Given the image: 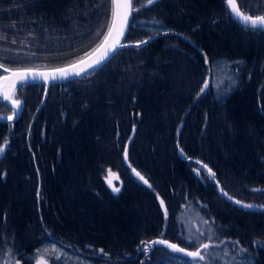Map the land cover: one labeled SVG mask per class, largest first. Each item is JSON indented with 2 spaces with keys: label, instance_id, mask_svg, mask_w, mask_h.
<instances>
[{
  "label": "trees",
  "instance_id": "16d2710c",
  "mask_svg": "<svg viewBox=\"0 0 264 264\" xmlns=\"http://www.w3.org/2000/svg\"><path fill=\"white\" fill-rule=\"evenodd\" d=\"M139 2L132 0L137 11L122 43L154 36L147 43L119 48L46 91L42 84L16 89L21 115L0 122V144L8 140L0 156V264H35L43 244L83 264H157L173 254L150 245L145 254L141 241L159 237L195 250L179 220L188 207L211 242L225 241L229 255L245 260L235 264H264V245L254 243L264 241V211L240 207L216 188L264 205V29L230 19L222 0L218 7L214 0ZM242 10L264 15V0ZM110 17L111 0H0V45L18 50L0 49V63L72 62L99 43ZM9 110L0 102V113ZM107 169L116 172L118 192ZM54 256L45 258L65 264Z\"/></svg>",
  "mask_w": 264,
  "mask_h": 264
},
{
  "label": "snow or ice",
  "instance_id": "6c2138e0",
  "mask_svg": "<svg viewBox=\"0 0 264 264\" xmlns=\"http://www.w3.org/2000/svg\"><path fill=\"white\" fill-rule=\"evenodd\" d=\"M155 0H147V5H151ZM223 4L226 5L224 11L225 14L229 16L230 19H235L246 29L251 28L253 30L264 29V15H253L249 14L242 10L246 6V0H222ZM137 11L132 6V0H111V20L107 23V31L103 33L102 38L101 33L97 32L96 38L99 39V43L92 48L91 51L85 53L83 57H80L77 61L60 68H55L50 71H37L34 69H9L3 63H0V69H3L5 73H8L6 76H0V96H2L4 101H7L11 104V110L13 115L7 117L9 121L13 120L14 116L20 111L22 107V102L19 99H14L16 95V88L24 87L29 80L43 79L45 84L49 81H55L57 79H68L72 76H80L82 73L87 72L89 69L100 66L105 60L109 59L119 48L124 47L121 43L122 37L125 36L126 26L129 23V18L132 12ZM15 43V41H13ZM147 41H139L136 46L145 44ZM207 61V57H205ZM208 87V81L205 80L204 87L200 89V92L203 93ZM8 144L7 138L4 139L3 144H0V154L4 153L6 150V145ZM124 159H128V148L127 145L124 146ZM200 163V161H197ZM202 168L207 169L208 175L211 178H215V173L212 172L210 168H207V165H201ZM133 173L138 177L139 180L143 181L145 184H148V181L145 179L140 172L135 168L132 169ZM199 175V171L197 170ZM109 177L115 178V174L109 170ZM106 182L109 187H112L113 192H118L120 189L112 186V179L106 178ZM151 187V185H149ZM227 195V193H223ZM159 198V197H158ZM229 199H232L229 197ZM236 204H241V201H235ZM160 205L164 207V201H160ZM244 208H252L254 205L243 204ZM165 217H167V212H165ZM204 223H208L204 221ZM211 231V229H210ZM163 235V233L161 234ZM203 235V233H201ZM198 239V237H197ZM211 240V236H209ZM190 246L195 247L194 251H188L186 248L179 247L175 243H170L167 240L157 239L151 242L141 241V244L144 245L142 251L146 254L149 251V244L153 247L157 244L164 245L167 248L171 249L173 252L182 253L184 256L190 257V264H196L197 261H204V253H210V250L214 247H219V245H212L209 243H200L198 246L191 243V238H189ZM226 243L225 241H220V244ZM238 244L239 242H234ZM254 243L264 245V241H254ZM241 252L245 251L244 249L240 250ZM40 255L36 259V264H47L46 259L44 258L47 254L58 253V250L53 249H40L38 250ZM103 252V250H101ZM227 255V253H225ZM56 258L59 259V254L56 255ZM15 264H20V261L17 260Z\"/></svg>",
  "mask_w": 264,
  "mask_h": 264
},
{
  "label": "rangeland",
  "instance_id": "374dc122",
  "mask_svg": "<svg viewBox=\"0 0 264 264\" xmlns=\"http://www.w3.org/2000/svg\"><path fill=\"white\" fill-rule=\"evenodd\" d=\"M140 3H141V1L139 2V5H140ZM147 25H149V27H151V28H153L155 30L159 29V27L156 26V25H153V24H147ZM0 49L8 51V52H11L13 50V49H9L7 45H0ZM14 52H15V54H18L17 53L18 50H15ZM24 52H26V51H24ZM38 68H40V67H38ZM212 73H213V69H212ZM212 87L214 88V90H216L215 88L218 87V84L215 81H213L212 82ZM7 108H9V107H7ZM10 113H12L11 109L9 111L5 112V113H0V114L8 115ZM109 170L110 169H107V171H106L107 178L108 179H112V185L115 186V184L117 182L116 172L113 171V170H110L112 173L115 174V178H112V177H109ZM212 179H214V178H212ZM199 216H200L199 213L194 208H189L188 207L182 212L179 220L181 221V227L183 229V235L185 237L186 242L189 243L190 242L189 238H191V243L195 244L197 246L200 243H209V244H212V245H219V247L212 248L210 250V253H204V251L201 250L202 254H204L206 258H205L204 261H197L196 264H235V263H238L240 261H245V260H243V259H241L239 257L238 252H235V255H229L227 253V251L223 248V244L211 242L209 240V234L205 233L206 228H204L203 225H202L203 220ZM201 233H203V235H201ZM205 234L208 235V236H205ZM197 237H198V239H197ZM46 245L47 244L41 245L40 249H44V248L53 249L54 248L52 246H46ZM59 248H61V247H59ZM55 249H57V248H55ZM169 253H171V252H169ZM225 253H227V255H225ZM58 254L60 255V253H58ZM171 254H173V253H171ZM8 255H9V253L5 254V256H8ZM48 255H52V256L55 255L54 257L56 258L57 254L50 252ZM64 255H65V253L60 255V258H59L62 263L70 264V263H68L65 260L64 257H66L73 264H83L82 260H80V258H79L81 256H79L77 254L68 252L67 255H65V256ZM46 261H47V259H46ZM75 262H78V263H75ZM190 262H191V258H184V257H181L179 255L173 254V255H165V256H163L157 264H190ZM2 264H8V263L5 260V262L3 261ZM47 264H52V263H49L47 261ZM85 264H88V262L85 261Z\"/></svg>",
  "mask_w": 264,
  "mask_h": 264
},
{
  "label": "water",
  "instance_id": "95a60500",
  "mask_svg": "<svg viewBox=\"0 0 264 264\" xmlns=\"http://www.w3.org/2000/svg\"><path fill=\"white\" fill-rule=\"evenodd\" d=\"M110 20H111V17H110ZM126 28H127V26H126ZM106 31H107V29H106ZM154 36H151V37H148V38H146V39H144V40H142V41H147L148 39H151V38H153ZM122 39H123V37H122ZM122 39H121V43H122ZM100 42V41H99ZM123 45H125L124 47H126V46H136V44H137V42H135V43H122ZM142 45V44H141ZM122 48V47H121ZM83 57V56H82ZM79 59V58H78ZM78 59H76V60H74V61H77ZM108 60V59H107ZM74 61H72V62H69V63H66V64H63V65H59V66H55V67H40V68H38V67H9V66H6V67H8L9 69H34V70H37V71H50V70H52V69H55V68H60V67H65V66H67V65H69V64H71V63H73ZM106 61V60H105ZM104 61V62H105ZM103 62V63H104ZM102 63V64H103ZM205 63L207 64V61H205ZM99 67V66H98ZM97 67H95V68H93V69H89L87 72H85V73H82L80 76H82V75H85V74H87V73H89L90 71H92V70H94V69H96ZM0 71L2 72L1 74H0V76H6V75H8V73H5L4 71H3V69H0ZM80 76H78V77H80ZM74 78H77V76H72V77H69L68 79H57V80H55V81H49L47 84H45V81L43 80V79H36V80H29L28 81V83L27 84H42V85H44L45 86V91H46V89H47V87H48V85H50V84H55V83H61V82H65V81H68V80H71V79H74ZM205 80H207L208 81V83H209V76L207 75L206 77H205ZM205 80H204V82H205ZM26 84V85H27ZM19 87V85L17 86V88ZM202 87H204V83H203V85H202ZM16 88V89H17ZM14 98V97H13ZM14 99H18V98H14ZM20 100V99H19ZM0 101H1V103L2 104H4V105H6L7 107H9L10 109H11V104L9 103V102H7V101H4L3 100V98H2V96H0ZM21 101V100H20ZM21 112H22V107H21V109H20V111L14 116V118H13V120H11V121H9L8 119H7V117L8 116H10V115H13V113H10V114H8V115H3V114H0V122H4V123H12V122H15L17 119H18V117L21 115ZM0 156H1V154H0ZM200 165H202V164H200ZM202 167V166H201ZM206 172H207V169H204ZM208 173V172H207ZM134 174V173H133ZM135 175V174H134ZM135 177L138 179V177L135 175ZM141 181V180H140ZM141 182H143V181H141ZM144 183V182H143ZM145 184V183H144ZM216 188H217V191L219 192V194L221 195V196H223V197H225L226 199H228V200H230L231 202H233L234 204H236L235 203V201H237L236 199H234V198H232V199H229V195L227 194V195H224L223 193H225L222 189H220V187H219V185L218 184H216ZM243 204H248V203H243V202H241V204H236V205H238V206H240V207H242V205ZM251 205H254V207H252V208H245V209H248V210H257V211H264V205H258V204H251ZM244 208V207H243ZM157 239H163V238H159V237H156V238H153V239H151V240H149L148 242H151V241H155V240H157ZM163 240H167V239H163ZM167 241H169V240H167ZM170 243H174V242H171V241H169ZM176 244V243H175ZM150 246H152L151 244H149ZM178 245V244H177ZM155 246H160V247H162V248H164V249H166L167 251H169V252H171V253H173V254H175V255H179V256H181V257H184V258H190V257H187V256H184L182 253H176V252H173L171 249H169V248H167L166 246H164V245H160V244H157V245H155ZM179 246V245H178ZM179 247H182V246H179ZM184 248V247H183ZM186 250H188V249H186ZM188 251H192V250H188Z\"/></svg>",
  "mask_w": 264,
  "mask_h": 264
},
{
  "label": "flooded vegetation",
  "instance_id": "af4514ba",
  "mask_svg": "<svg viewBox=\"0 0 264 264\" xmlns=\"http://www.w3.org/2000/svg\"><path fill=\"white\" fill-rule=\"evenodd\" d=\"M139 1H141V3H140V5H139V8L142 6V4L144 3L145 4V6H148L147 5V0H139ZM157 1H159V0H155V2L154 3H156ZM221 0H214V2L216 3V6L218 7L219 5H218V2H220ZM246 1H249V0H246ZM146 2V3H145ZM153 3V4H154ZM152 5V4H151ZM150 6V5H149ZM226 6V5H225ZM216 7V8H217ZM246 12V11H245ZM248 13V12H247ZM188 14V12L186 11V15ZM214 15L215 16H217L218 15V12H217V14H215L214 13ZM186 17H188V16H186ZM239 23V22H238ZM148 24H155V22H148ZM200 24V23H199ZM249 29H251V28H249ZM157 36V35H156ZM184 38L186 39V41L188 42V43H190L191 45H194V43H193V41L189 38V36H186V35H184ZM196 48L198 49V50H200L197 46H196ZM206 61V60H205ZM206 64V63H205ZM207 64H208V61H207Z\"/></svg>",
  "mask_w": 264,
  "mask_h": 264
}]
</instances>
